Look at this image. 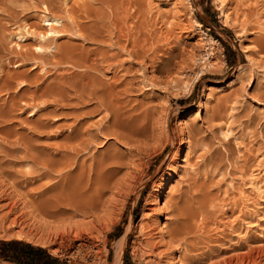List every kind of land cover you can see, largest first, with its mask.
<instances>
[{
  "label": "rangeland",
  "instance_id": "obj_1",
  "mask_svg": "<svg viewBox=\"0 0 264 264\" xmlns=\"http://www.w3.org/2000/svg\"><path fill=\"white\" fill-rule=\"evenodd\" d=\"M227 6L0 0V238L71 264L264 248V0ZM57 198L78 235L42 242Z\"/></svg>",
  "mask_w": 264,
  "mask_h": 264
},
{
  "label": "bare ground",
  "instance_id": "obj_2",
  "mask_svg": "<svg viewBox=\"0 0 264 264\" xmlns=\"http://www.w3.org/2000/svg\"><path fill=\"white\" fill-rule=\"evenodd\" d=\"M186 3H188L189 4V0H184ZM215 1V4H216V6H217V8H218V11H219V14H220V16H221V18H222V21L223 22H225L226 23V21H228L229 20V18H230V16H231V10L229 9L230 7H228L227 6V1L228 0H214ZM45 10H47V9H45ZM48 11V10H47ZM232 16H233V13H232ZM264 16V15H263ZM262 16V17H263ZM232 19H233V17H232ZM42 20L44 21V22H46L47 23V26H49V28H52L53 27V23H57L58 21H59V17H57V16H55V15H52V14H49L48 12H47V14H44V16H43V18H42ZM230 20H231V18H230ZM196 21V20H195ZM60 24V23H59ZM199 24V23H198ZM24 27H25V25H24ZM27 27L28 26H26V30H27ZM28 28H30V27H28ZM24 29V28H23ZM25 30V29H24ZM29 30V29H28ZM52 30V29H51ZM30 31V30H29ZM17 34V33H16ZM199 35V34H198ZM18 36V34L17 35H15V37H17ZM22 36V35H21ZM21 36H18V38H21ZM203 40V35L202 34H200L199 35V40ZM204 39H205V37H204ZM209 39H210V37H209ZM166 55H167V53H165ZM204 56V55H203ZM168 58V57H167ZM162 59V58H161ZM162 62H163V59L161 60ZM211 62H212V60H210ZM208 62V61H207ZM210 63V62H209ZM208 63V64H209ZM157 65V64H156ZM162 65V64H161ZM207 65V64H206ZM210 65V64H209ZM21 84V83H20ZM187 84V83H186ZM188 85V84H187ZM187 85H186V88H187ZM108 93V92H107ZM110 95V94H109ZM110 97V96H109ZM111 103H113V102H111ZM102 104V103H101ZM115 105V104H114ZM112 106H113V104H112ZM116 106V105H115ZM113 109H114V107H113ZM138 130V129H137ZM139 131V130H138ZM114 163V162H113ZM70 164V163H69ZM109 164V163H108ZM68 165V164H67ZM66 165V166H67ZM94 166V165H93ZM108 166V165H107ZM95 167V166H94ZM101 167H103V166H101ZM105 167V166H104ZM107 168H111L110 166L109 167H107ZM100 169V167H98L97 168V170L96 171H98ZM102 170H106V169H102L101 168V170L100 171H102ZM92 171H94V169H92ZM95 171V172H96ZM100 171H98V172H100ZM94 172V173H95ZM103 172V171H102ZM97 174V173H96ZM100 177L101 176V174L99 175V173L97 174V177ZM98 177V178H99ZM257 187V186H256ZM258 189H259V187H258ZM74 197V196H73ZM75 198V197H74ZM59 201H60V199L59 198H57ZM64 198H62L61 197V200L63 201V202H65V203H67L68 204V202H66L67 201V199H66V201H64L63 200ZM45 200V199H44ZM50 200V199H49ZM49 200H48V202H40V203H38V205H36V210H37V212H39V213H37L40 217H42V221H41V223H40V225L37 227L39 230H40V232H41V235L40 236H38L39 237V240L40 241H42V242H47V238H49V235H56V236H62L64 233L65 234H69V233H72V232H74L75 233V236H77L78 234L76 233V231H74V229L72 230V229H70V227H71V223H70V216L69 217H67V215H65L64 213H67L66 211H67V209L66 210H64V209H62V208H60L57 204H62L63 202L62 201H60V203H58L59 201L57 200V202H56V199H52L53 201V203H51V202H49ZM77 200V199H76ZM75 200V201H76ZM55 201V202H54ZM72 201H73V199H72ZM64 203V204H65ZM63 204V205H64ZM81 204V203H80ZM81 206V205H80ZM83 207V206H82ZM82 207H81V209H82ZM72 208V207H71ZM77 208V207H76ZM75 209V208H74ZM73 209V210H74ZM94 209V208H93ZM72 210V211H73ZM86 210V209H85ZM65 211V212H64ZM78 211V210H77ZM64 212V213H63ZM80 212V211H79ZM81 212H82V210H81ZM84 212V211H83ZM86 212V211H85ZM64 214V215H63ZM68 214V213H67ZM69 214H71V213H69ZM46 217H51L53 220H48ZM40 221V220H39ZM16 222V221H15ZM142 227V226H141ZM143 228V227H142ZM142 231V230H141ZM78 232V231H77ZM144 232V231H143ZM179 232V231H178ZM77 234V235H76ZM178 234V233H177ZM51 235V236H52ZM179 235V234H178ZM61 238V237H60ZM172 238V237H171ZM115 244H117V247H116V249H115V252H114V256H113V264H121L120 263V251H121V249H122V240L120 239V240H118V242L117 243H115ZM125 244V243H124ZM248 246V245H247ZM237 248H239V247H237ZM245 248H247V247H245ZM260 248V247H259ZM245 251H243L242 250V252H240V253H235V254H227V256H225V254L223 255V257L221 258V256L219 257V259H216V260H212V258L211 259H209V260H211L210 262L209 261H207V263L205 262L206 260L205 259H208V257L207 258H205L204 260L205 261H203L204 262V264H259V263H264L263 261H264V248H261V249H259L258 250V248L256 249V248H254V247H248V249L246 250V249H244ZM236 252V251H235ZM224 253H226V251L224 252ZM225 256V257H224ZM213 257V256H212ZM218 257V256H217ZM104 259V258H103ZM200 259V258H199ZM196 260H198V258L196 259ZM196 260H195V262H196ZM192 261V260H191ZM191 261L189 260V262L191 263ZM200 261H201V259H200ZM188 262V261H187ZM199 261H197L196 262V264L198 263ZM202 262V263H203ZM190 263H188V264H190ZM201 263V262H200Z\"/></svg>",
  "mask_w": 264,
  "mask_h": 264
},
{
  "label": "trees",
  "instance_id": "obj_3",
  "mask_svg": "<svg viewBox=\"0 0 264 264\" xmlns=\"http://www.w3.org/2000/svg\"><path fill=\"white\" fill-rule=\"evenodd\" d=\"M0 257L17 264H69L44 246L15 237L0 238Z\"/></svg>",
  "mask_w": 264,
  "mask_h": 264
},
{
  "label": "crops",
  "instance_id": "obj_4",
  "mask_svg": "<svg viewBox=\"0 0 264 264\" xmlns=\"http://www.w3.org/2000/svg\"><path fill=\"white\" fill-rule=\"evenodd\" d=\"M35 244H39V243H35ZM39 245H41V246H44V245H42V244H39ZM48 251V250H47ZM48 252H50V251H48ZM51 254H53L52 252H50ZM58 257V256H57ZM59 259H62L61 257H58Z\"/></svg>",
  "mask_w": 264,
  "mask_h": 264
},
{
  "label": "built area",
  "instance_id": "obj_5",
  "mask_svg": "<svg viewBox=\"0 0 264 264\" xmlns=\"http://www.w3.org/2000/svg\"><path fill=\"white\" fill-rule=\"evenodd\" d=\"M63 259H65L69 264H71L67 257H63Z\"/></svg>",
  "mask_w": 264,
  "mask_h": 264
}]
</instances>
